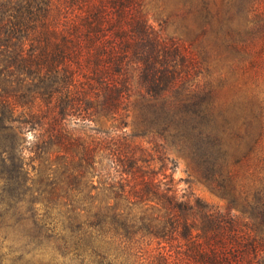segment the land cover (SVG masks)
<instances>
[{"label":"trees","instance_id":"obj_1","mask_svg":"<svg viewBox=\"0 0 264 264\" xmlns=\"http://www.w3.org/2000/svg\"><path fill=\"white\" fill-rule=\"evenodd\" d=\"M165 2L0 0V140L12 144L1 161L11 162L8 149L22 153L16 139L30 133L46 218L89 263L247 264L264 254V239L229 213L178 197L150 152L173 165L168 144L202 178L225 174L229 183L246 161L248 181L264 191V89L242 67L234 8L218 18L209 0L191 1L216 21L201 34V55L149 24L150 7ZM131 112L135 133L126 135ZM100 120L110 129H98Z\"/></svg>","mask_w":264,"mask_h":264},{"label":"rangeland","instance_id":"obj_2","mask_svg":"<svg viewBox=\"0 0 264 264\" xmlns=\"http://www.w3.org/2000/svg\"><path fill=\"white\" fill-rule=\"evenodd\" d=\"M191 1L166 0L161 8L154 4L150 7L148 20L160 37L173 39L189 47L195 54L202 55L208 49V42L201 34L208 28L206 24L215 27L216 21L207 22L204 15L192 11ZM231 7L238 19L230 27L238 29L236 32L245 46L243 57L246 60L242 67L246 71L249 69V75L264 89V0H209V13L216 14L218 18H224L223 14ZM224 24L228 25L226 22ZM245 77L240 82L241 86L247 82ZM96 127L107 131L110 124L100 120ZM123 131L126 135L135 133L132 112ZM136 142L150 150L153 148L144 140L136 139ZM31 143L30 133L20 135L16 139V147L22 153H11L8 149L6 157L11 162H2L0 153V264H95V261L89 263L92 258L88 255L74 251L73 241L61 240L58 227L55 228L47 220V216L53 215L45 207L47 201L42 194L43 183H38L40 177L29 160L28 148ZM4 146H12L9 139L0 140V148ZM164 149L165 157L173 165L160 162L159 154L154 151L150 152L153 158L151 164L159 178L167 177L166 180L172 182L178 197L188 203L199 200L219 212L229 213L241 226L251 227L253 233L250 235L256 236V240L264 239V221L260 214L264 191H261L260 185L248 181L250 173L244 170L246 161H241L234 168L239 182L235 180L229 183L225 174L202 178L186 154L168 144ZM22 163L25 165L20 171L17 166ZM254 176L258 179L263 174L256 172ZM33 218L37 219V226ZM37 235L38 239H35ZM192 264L196 263L192 261ZM247 264H264V254L255 259L249 258Z\"/></svg>","mask_w":264,"mask_h":264}]
</instances>
